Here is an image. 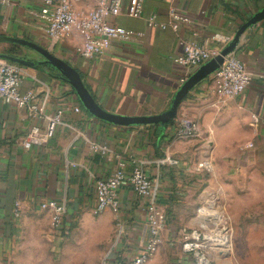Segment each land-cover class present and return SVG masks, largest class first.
<instances>
[{
	"label": "crops",
	"instance_id": "crops-1",
	"mask_svg": "<svg viewBox=\"0 0 264 264\" xmlns=\"http://www.w3.org/2000/svg\"><path fill=\"white\" fill-rule=\"evenodd\" d=\"M96 4L81 0L73 8L85 16ZM41 6L42 0H0V59L21 69V92L47 96L43 114L36 117L0 100V264H74V236L72 241L67 236L80 222L94 224L100 235L94 244L98 254L112 250L127 264L147 234L139 197L124 183L117 193L119 213H96V181L121 167L126 173L135 166L144 170L167 214L186 199L189 218L203 177L199 164L209 162L227 172L228 183L221 181L220 187L227 190L228 203L241 188L251 210L248 218L264 217V19L245 31L234 51L253 80L233 99L216 96L214 59L183 80L184 68L175 62L182 42L202 44L216 34L233 39L264 8V0L177 1L178 11L190 19L178 32L147 27L151 14L168 21L167 0H146L138 19L124 7L110 21L140 37L114 41L103 55L89 60L76 51L83 32L75 30L61 41L49 38ZM57 111L63 117L54 137L26 147L30 129L44 130ZM183 120L199 125L198 138L176 137ZM166 158L177 164L168 165ZM204 198L198 193L199 204ZM59 199L66 201L67 211L61 227L54 228L51 213L40 206ZM229 218L234 230L236 216ZM169 226L163 241L175 229ZM94 247L79 243L76 250L86 260Z\"/></svg>",
	"mask_w": 264,
	"mask_h": 264
},
{
	"label": "built area",
	"instance_id": "built-area-1",
	"mask_svg": "<svg viewBox=\"0 0 264 264\" xmlns=\"http://www.w3.org/2000/svg\"><path fill=\"white\" fill-rule=\"evenodd\" d=\"M81 0H42L40 13L45 17L51 40L61 41L79 30L84 34V41L77 46V54L83 59H92L103 55L114 41H129L140 37V34L129 32L127 29L113 24L110 20L118 18L125 7L126 14L133 19L141 18L144 14L146 0H97L95 8L85 16L75 12L74 2ZM169 2L168 21L162 22L156 14L147 18V27L150 29L178 32L182 24L190 22V19L182 15L176 2L181 0H167ZM234 39V38H233ZM216 34L202 44L194 41L182 42V53L175 62L184 68L183 79L191 71L206 61L216 58L232 40ZM214 43L222 44L214 47ZM21 69L14 64L0 59V100L6 104H14L19 109L26 110L31 117L43 114L47 96H39L34 90L25 93L20 91ZM253 77L245 64L237 58L234 52L224 58L223 64L215 71V93L219 100L233 99L244 92L252 83ZM63 112L57 111L48 118L47 126L41 130L39 126H33L27 137L25 146L42 145L53 138L57 127L62 123ZM176 137L181 140L198 138L199 125L191 120H183L175 130ZM94 151L98 146H92ZM168 165H176L177 161L171 158L164 160ZM199 167H206L203 163ZM129 183L140 200V205L146 212L147 234L141 251L134 255L127 264H147L158 252L163 243V232L167 225V216L155 199V188L152 179L144 170L135 166L131 173H126L121 167L106 179L96 181V213L111 210L119 213L117 193L119 188ZM41 209L51 213L52 225L60 228L62 218L67 211V203L64 199L49 200L41 204ZM15 215L19 216V203L16 204ZM196 230L183 241L185 251L191 252L196 246L194 242L200 241L202 232ZM102 264H126L122 259L112 253H106Z\"/></svg>",
	"mask_w": 264,
	"mask_h": 264
},
{
	"label": "rangeland",
	"instance_id": "rangeland-1",
	"mask_svg": "<svg viewBox=\"0 0 264 264\" xmlns=\"http://www.w3.org/2000/svg\"><path fill=\"white\" fill-rule=\"evenodd\" d=\"M202 163L206 167L201 168L203 174L201 186L192 196H195L193 200L196 207L195 213L186 218V215L190 213L184 208L186 199L181 200L183 204H177L169 214L164 211L167 216L166 228L172 225L175 229L168 232L166 240L147 264H264V217L248 218L251 210L242 198L241 188L237 192L235 190L232 192V202L229 204L227 190L225 187L224 189L220 187L221 181L224 184L228 183L225 179L227 172L215 170L213 164L210 165L209 162ZM198 193L205 196L200 204L197 200ZM229 215L236 216V219L232 221L234 230ZM171 228V226L168 227V229ZM224 229H226L225 232H223ZM196 230L202 232L200 241L194 242L196 246L193 251H185L184 239L190 237ZM96 231L94 224L80 222L74 226V234L67 236L70 241L74 236V243H72L74 264H102L105 257V254H102L104 251L98 254L97 246L94 247V244L100 240V235ZM224 235L230 239L228 247L219 242L220 237ZM79 243L84 247L86 244L92 245L95 249L93 256L86 260L82 259L79 256V248L76 250ZM227 248L229 252L225 253ZM203 258L204 261H202ZM21 262L26 261L21 260ZM66 262V260H59L62 264Z\"/></svg>",
	"mask_w": 264,
	"mask_h": 264
},
{
	"label": "water",
	"instance_id": "water-1",
	"mask_svg": "<svg viewBox=\"0 0 264 264\" xmlns=\"http://www.w3.org/2000/svg\"><path fill=\"white\" fill-rule=\"evenodd\" d=\"M264 19V8L257 12L256 14H254L247 22H245V24H243L238 32L236 33L234 39L232 40V42L225 47L219 56H217L216 58H214L215 62L218 64V68L223 64L224 62V58L235 51L236 46L238 45L240 38L242 37V35L245 33V31L247 29H249L252 26H255L256 24H258L260 21H262ZM217 68V69H218ZM226 229L223 230V232H225Z\"/></svg>",
	"mask_w": 264,
	"mask_h": 264
},
{
	"label": "bare ground",
	"instance_id": "bare-ground-1",
	"mask_svg": "<svg viewBox=\"0 0 264 264\" xmlns=\"http://www.w3.org/2000/svg\"><path fill=\"white\" fill-rule=\"evenodd\" d=\"M217 234H218V233H217ZM219 242H220L223 246L228 247V246H229V243H230V239H229V237H227L226 235H224V236H221V237H220ZM225 250H226V249H225ZM228 250H229V249L227 248V250H226L225 253H228V252H229ZM204 260H205V259L203 258L202 261H204Z\"/></svg>",
	"mask_w": 264,
	"mask_h": 264
}]
</instances>
